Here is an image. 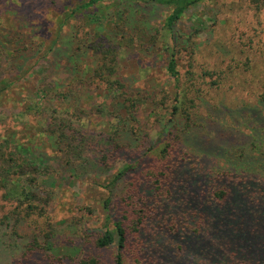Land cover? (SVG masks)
Wrapping results in <instances>:
<instances>
[{
	"label": "trees",
	"instance_id": "1",
	"mask_svg": "<svg viewBox=\"0 0 264 264\" xmlns=\"http://www.w3.org/2000/svg\"><path fill=\"white\" fill-rule=\"evenodd\" d=\"M209 1L0 0V93L32 78L43 122L34 131L0 122V187L25 174L29 187L0 225L12 241L21 238L25 218L46 215L55 190L75 181L106 193L103 229L93 232L80 217L47 222L16 264H103L94 251L111 247L113 264H123L130 244L161 256L187 236L208 244L197 264H264V77L232 59L196 55L191 38L203 29L184 18ZM248 1V16L234 19L252 32L244 46L264 50V0ZM121 51L137 67L160 70L162 82L150 88L123 72ZM105 90L115 91L123 113L99 104ZM93 117L117 120L109 130L72 122ZM17 134L40 138L20 142ZM61 246L82 256L47 253Z\"/></svg>",
	"mask_w": 264,
	"mask_h": 264
},
{
	"label": "rangeland",
	"instance_id": "2",
	"mask_svg": "<svg viewBox=\"0 0 264 264\" xmlns=\"http://www.w3.org/2000/svg\"><path fill=\"white\" fill-rule=\"evenodd\" d=\"M249 5L248 0H212L207 2L206 6L198 13L188 17L190 20L185 17L184 21H190L195 27L203 29L199 34L191 38L195 43V52L198 57L201 55H207L209 57L214 55L225 60L232 59L236 62H241L244 66L241 65L239 67L240 70L247 67L249 75L253 78H259V81H262L264 77V50L256 49L255 44L251 43L249 45L250 48L244 46L249 40H253L252 32H242L245 22L240 21L237 24L234 19L236 13L241 14L243 19H245L248 16L247 8H249ZM52 16L53 13L49 11L48 17L53 19ZM260 21L264 31V7L262 8ZM255 26L257 29L261 28L259 24H255ZM49 36V39H53L54 32ZM262 36L264 37L263 34ZM120 57L123 72L126 74L138 75L140 81L144 82L150 88L157 87L158 83L162 82L163 77L160 70L156 69L153 71L150 67H137L134 61H126L124 51L120 52ZM198 57L196 56V60ZM31 81L32 78L28 80L30 83L24 88L13 87L6 89L2 93V95L5 94L3 97H1L2 95L0 93V109L7 108L8 111V114L7 112L6 114L0 113V122L7 121L11 129H14L13 126L18 129L20 125L24 124L25 127H31L34 131L38 129L37 127L39 125H43L41 114L40 112L37 114L34 107V104L38 102L39 95H35L38 89H35ZM98 95L100 97L98 98V102L100 104V101L103 100L102 107L106 111H112L116 114L124 112V109H121L118 99L115 98V91H100ZM91 101L92 99L88 98L86 103L89 104ZM215 101H218V98L215 97ZM235 104V100L230 102L232 108L235 107ZM141 107L142 111L146 112L150 108V103L145 102ZM8 116L9 118L7 119ZM98 120L97 117L96 119L93 117L91 120L83 118L81 120H72V122L83 129L109 130L117 118L113 120L101 118ZM227 121H229V118H227ZM0 132L3 133L4 129L0 128ZM158 135L159 132L157 130H152L151 137L153 139ZM38 137L40 138V135ZM17 138L20 142H26L27 140L34 142L39 140L37 136L33 137L28 134L26 136L24 134H17ZM224 160L223 158V165H226ZM122 166L123 162H118L115 170ZM115 170H112L109 174ZM26 176L27 174L19 177L14 183L7 184L5 189L0 187V218L6 212L13 209L17 204V199H24V195L29 189L24 183ZM4 193L9 197L8 200L3 198ZM105 197L106 193L98 185L92 186L87 181H75L73 186L58 187L55 190L54 204L52 208H48L49 211L47 214L44 216L38 214L29 215L25 218V222L19 226V235L22 236L21 238L17 237L15 241H12L7 237L10 228L0 225V264H8L10 261L11 264H16L12 259L17 260L19 257H22L23 245L28 241V236L33 232H37L39 229L41 230L47 222L61 223L72 217H80L84 223V227L94 229L93 232L100 231L104 227L107 213V210L103 206ZM25 204L26 201L24 202V206ZM20 211L22 212V210ZM22 214L24 215V212ZM194 224L195 222H193L192 226ZM184 242L185 246L183 248H180L178 244L172 247L169 246L167 251L164 250L161 256H153L151 253H148V250L141 255L137 254L135 246L130 244L131 246L128 245L126 252L123 254V264H197L203 251L202 248L208 244L203 245L200 240H197L193 236L185 237ZM243 244L247 246L251 245L248 242H243ZM160 245L167 246L165 242ZM160 245L159 247H161ZM47 253L54 257L68 255L80 258L82 256L78 248L66 246L51 247V249L47 250ZM114 253L115 247L94 251V254L102 260L103 264H113ZM185 256L188 257L185 258Z\"/></svg>",
	"mask_w": 264,
	"mask_h": 264
}]
</instances>
